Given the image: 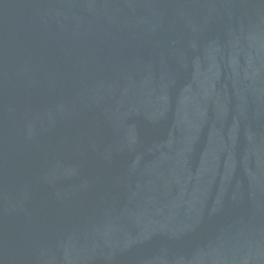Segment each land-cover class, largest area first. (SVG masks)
Masks as SVG:
<instances>
[{
	"label": "water",
	"instance_id": "water-1",
	"mask_svg": "<svg viewBox=\"0 0 264 264\" xmlns=\"http://www.w3.org/2000/svg\"><path fill=\"white\" fill-rule=\"evenodd\" d=\"M0 264H264V0H0Z\"/></svg>",
	"mask_w": 264,
	"mask_h": 264
}]
</instances>
